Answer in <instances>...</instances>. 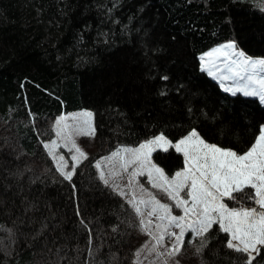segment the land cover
I'll return each instance as SVG.
<instances>
[{"label":"trees","instance_id":"1","mask_svg":"<svg viewBox=\"0 0 264 264\" xmlns=\"http://www.w3.org/2000/svg\"><path fill=\"white\" fill-rule=\"evenodd\" d=\"M258 4L0 0V264H144L138 214L100 179L95 161L119 143L156 134L176 141L192 129L245 152L264 123V104L224 92L199 55L231 40L246 55L264 57ZM81 108L92 111L96 149L69 181L41 135L50 130L47 119ZM155 157L168 171L182 165L172 149ZM205 237L196 253L201 239L185 233L179 264L247 260L226 247L218 224ZM253 264H264V247Z\"/></svg>","mask_w":264,"mask_h":264},{"label":"snow or ice","instance_id":"2","mask_svg":"<svg viewBox=\"0 0 264 264\" xmlns=\"http://www.w3.org/2000/svg\"><path fill=\"white\" fill-rule=\"evenodd\" d=\"M258 7L264 11V0H259ZM216 54L223 58L227 71V74L218 77L223 91L231 93L233 96L242 94L245 97H259L260 101L264 103V59H252L242 51H236L234 42L214 48L211 52L204 53V57H215ZM204 57H201L202 62ZM208 63L212 64V67L207 68L208 75L216 77L217 71H214L213 68L218 69L219 66L215 64L214 59ZM203 68L204 63H202V70ZM162 79L166 80L167 77ZM225 81H232V84H226ZM91 116V112L85 111L71 117L74 120V124L71 126L72 132L75 135H94V130L88 119ZM67 119L69 117L57 119V136L61 137L65 146L71 144V147L75 149V154L71 157L76 162L72 165L73 171L65 172L63 170L67 167V162L64 156L57 157L55 153V148L60 146L57 141H51V146L45 143L44 147L48 149L49 156L57 161V171L64 179L70 181L76 164L88 157L75 144L71 136L62 135L63 130L59 127L60 121ZM68 127L69 125H64V128ZM167 146L174 147L176 152L182 153L185 164L184 168L177 171L171 179L164 174L161 168L150 161L151 153L157 147L168 151ZM121 151L128 154L127 158L122 157L124 162L121 167L126 170L129 164L139 165V171H133V176L143 175L144 170H147L152 186L166 192L168 198L174 201V207L183 211L182 216L172 215L170 205L161 203L151 194H149L148 200L141 199L139 201V204L151 206V211L147 213L149 217L158 211L164 213L158 219L167 220L168 225L165 226V231L155 239L157 243H161L165 235L175 238L172 246L166 248L167 256L172 257L180 254L185 243L186 231H190L201 239L200 246L195 249L196 253H200L206 246L205 234L215 224H218L220 231L227 234L226 247L237 253L247 254L248 258L244 264H253L256 256L261 253V247L258 246H264V126H261L260 134L256 137L255 142L242 154L206 142L195 129L189 131L175 144L160 134L144 141L138 148L118 150L112 156L119 157ZM103 159H111V157ZM95 167L100 168L101 162L97 161ZM153 173L156 174L155 179ZM100 179L106 185L109 183L103 172H100ZM249 189L252 190V193L248 192ZM181 193H185L187 198H183ZM234 193H245V198L254 201L259 207L229 208L222 201L225 197L236 199ZM128 203L133 205L137 214L141 213V208L134 200H129ZM77 214L79 215V213ZM186 220L187 223H185ZM140 223L141 225L145 224L143 219ZM148 223L150 224L151 221ZM81 224L87 227L83 220H81ZM168 226H175L180 230L179 233L167 231ZM159 228H161V224H157V229ZM0 229H3L2 225H0ZM7 231L11 233L10 229ZM148 234L152 235V233ZM188 243H192V241L189 240ZM153 250H155V245ZM158 255L160 254L158 253ZM164 264H167L166 260Z\"/></svg>","mask_w":264,"mask_h":264},{"label":"rangeland","instance_id":"3","mask_svg":"<svg viewBox=\"0 0 264 264\" xmlns=\"http://www.w3.org/2000/svg\"><path fill=\"white\" fill-rule=\"evenodd\" d=\"M228 42H233V41L228 40V41L222 42L218 45L211 47L210 49L206 50L205 52H203L199 55L200 67L202 69V63H204L203 70L206 72L207 75H208L207 68L212 67V64H210L208 62L212 61L213 59L215 60V64L218 65L219 68L218 69L215 67L213 68L214 71H217V76L216 77L211 76V77L214 78L216 81H218L219 85H220V80L218 77L220 75L227 74L225 63L223 62V58L220 57L219 54H216L215 57H204V53H209V52H211L212 49L218 48L219 46L224 45ZM201 57H204L203 62H202ZM248 57H251L252 59H262V58L264 59V57H255V56L254 57L248 56ZM225 83L230 85V84H232V81H225ZM258 99H259V97H258ZM85 111L92 113L91 109H89V108H81V109L66 111V112H64L58 116L53 117L52 119H50V118L47 119V121L45 122V124L47 126L49 124L48 128L50 130H45L44 133H42V135H41V137L43 138L42 139L43 140V146L45 143H48L51 146V141H53V140L57 141V144L60 146L55 148V153H56L57 157H59L61 155L64 156L65 161L67 162V167H65L63 169L65 172L73 171L72 165L76 162L73 161L71 159V157L73 154H75V149H73L71 147V144H68L67 146H65L64 141L61 139V137L57 136L56 121L60 117H69V119H67V120H61L60 121L59 127L63 130L62 135L63 136H71V139L75 141V144L79 148H81L87 155H89L90 153H93L94 150L96 149V146L94 143V135H88V136L75 135L72 132V128H71V126L74 124V120L71 119V117L77 116L79 113H82ZM88 119H89V123H90L92 129L94 130L93 114ZM65 124L69 125V127L64 128ZM261 126H264V123H262ZM261 126L259 128L258 135L260 134ZM156 135H160V134H156ZM156 135L145 138V139H143L137 143H131V144L119 143L114 148H112V149L108 150L107 152L103 153L102 155H100L96 159L95 164L97 161L101 162V167L100 168L96 167L98 170V173H99V175H100V172L104 173L105 179H108V181H109L108 185L111 186L112 189H115V191L118 194H120L127 201L134 200L135 203L137 205H139V207L141 208V213L138 214V218H139L140 222H141V219H143L145 222L144 225H141V223H140V225H141L142 230L146 236V241H145L146 246H145V250L143 252L139 253V256H141V258L143 259L144 264H164L165 260L167 261V264H177V262H178L177 260H178V258L180 259L181 255L186 256L185 252L182 253L181 255L179 254L176 256H172V257L167 256V253H166V248H170L172 246L175 238L174 237H168L167 235H165L164 240L161 243H157V241L155 239V237L159 236L161 233H163L165 231V226L168 225L167 220L161 221L158 219V217L162 216L164 213L162 211H158L157 213H154L152 216L149 217L147 215V213L151 211V206H145L143 204H139V201L141 199L148 200L150 198L149 194H151V196H154L161 203L169 204L171 209H172V215L182 216L183 211L181 209H177L174 207V201H172L168 198L166 192H164L161 188H154L152 186V181L149 180L147 170H144L143 175L133 176L132 175L133 171H139V165L129 164L127 166L126 170L123 167H121V165L124 162L122 157L127 158V155H128L127 153L121 151L119 157H113L112 156V154L117 152L118 150L138 148L141 143L155 137ZM184 136H182V137H184ZM181 138L177 139L176 141L180 140ZM167 140L171 141L168 138H167ZM255 140H256V138H255ZM255 140H254V142H255ZM176 141H171V142H172V144H175ZM208 143H210V142H208ZM211 144H214V143H211ZM167 147H168V150L172 149L175 154L179 155V157L181 159V164H182L180 167H177V168L173 169L172 171H168L166 168H164V166L155 157V153L157 151H159V150L164 151L162 147H157L156 150L151 153L150 161L152 164H155L157 167L161 168L163 170L164 174L169 179H171L177 171H180L182 168H184L185 164H184V156L182 153L176 152L174 147H171V146H167ZM44 150L48 154V149L44 147ZM48 156H49V154H48ZM49 157L52 159L51 156H49ZM106 157H111V159H103ZM52 161L56 166L57 161H54L53 159H52ZM110 173H111V175H110ZM155 175L156 174L153 173L154 179H155ZM251 193H252V190H251ZM181 196L183 198H187L185 193H181ZM239 199L240 198L229 199L228 197H225V198H223L222 202L225 203L229 208H239L241 206L246 207V208H253V207L258 208L259 207L258 205H256L254 203V201L250 204H247L243 200H239ZM149 221H151L150 224L148 223ZM185 223H187V220L185 221ZM157 224H161V228L157 229ZM145 225L147 226L146 228H145ZM167 231L176 232L178 234L180 230L178 228H176L175 226H168ZM186 232L190 233L191 238H192V236H195V234L191 233L190 231H186ZM148 233H152V235H149ZM154 245H155V250H153ZM258 247H264V246H258ZM158 253L160 255H158ZM253 255H255V253H253Z\"/></svg>","mask_w":264,"mask_h":264},{"label":"crops","instance_id":"4","mask_svg":"<svg viewBox=\"0 0 264 264\" xmlns=\"http://www.w3.org/2000/svg\"><path fill=\"white\" fill-rule=\"evenodd\" d=\"M236 51H240L237 47H236ZM246 55V54H245ZM247 56V55H246ZM248 57V56H247ZM263 59V58H262Z\"/></svg>","mask_w":264,"mask_h":264}]
</instances>
